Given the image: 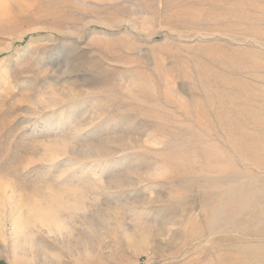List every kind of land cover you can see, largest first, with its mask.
<instances>
[{"label":"rangeland","instance_id":"1","mask_svg":"<svg viewBox=\"0 0 264 264\" xmlns=\"http://www.w3.org/2000/svg\"><path fill=\"white\" fill-rule=\"evenodd\" d=\"M0 264H264V0H0Z\"/></svg>","mask_w":264,"mask_h":264}]
</instances>
